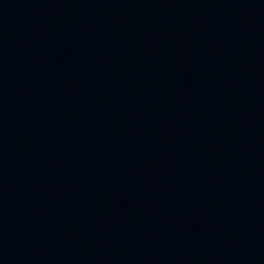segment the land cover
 <instances>
[{
  "label": "water",
  "instance_id": "obj_1",
  "mask_svg": "<svg viewBox=\"0 0 264 264\" xmlns=\"http://www.w3.org/2000/svg\"><path fill=\"white\" fill-rule=\"evenodd\" d=\"M205 0H0V264H66Z\"/></svg>",
  "mask_w": 264,
  "mask_h": 264
}]
</instances>
